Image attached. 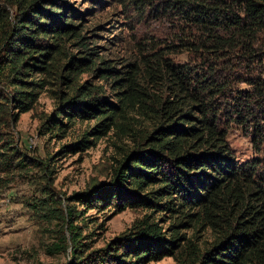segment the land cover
Returning <instances> with one entry per match:
<instances>
[{"label":"trees","instance_id":"1","mask_svg":"<svg viewBox=\"0 0 264 264\" xmlns=\"http://www.w3.org/2000/svg\"><path fill=\"white\" fill-rule=\"evenodd\" d=\"M155 7L173 12L175 33L137 40L115 59L66 0H0V173L25 160L3 129L45 93L54 108L42 134L93 122L60 153L84 152L102 137L131 140L116 145L109 182L72 198L84 210H49L58 227L51 252L70 247L69 264H264V0ZM232 124L259 156L237 161ZM126 208L144 213L102 247L76 223L88 209Z\"/></svg>","mask_w":264,"mask_h":264},{"label":"rangeland","instance_id":"2","mask_svg":"<svg viewBox=\"0 0 264 264\" xmlns=\"http://www.w3.org/2000/svg\"><path fill=\"white\" fill-rule=\"evenodd\" d=\"M66 1L84 14V29L96 33L90 37L97 38L93 41L107 57H124L135 50L137 40H148V37L164 40L175 33L176 16L173 12L160 13L161 8L155 7L158 0ZM176 59L182 61L184 56L178 55ZM53 104L42 93L32 110L20 114L17 121L3 129L12 137V146L25 155V160L18 168L0 173V264H69L70 247L66 252L50 250L58 227L49 210L62 207L65 211L68 203L84 210L72 198L93 183L109 182L116 159L121 155L116 145H131L127 137H102L84 152L60 153L62 145L77 139L93 122L77 121L64 135L42 134L40 126L51 115ZM227 139L238 162L260 155L254 152L251 135L242 127L232 124L227 129ZM29 160L32 163H26ZM41 162L47 163L45 169ZM84 213L83 219L79 218L76 223L82 235L90 234L85 240L97 248L118 237L144 210L126 208L114 213L110 209H88ZM150 264L176 262L172 257H164Z\"/></svg>","mask_w":264,"mask_h":264}]
</instances>
